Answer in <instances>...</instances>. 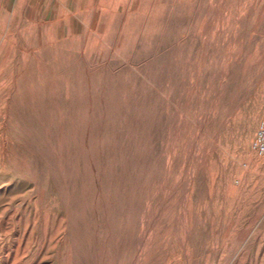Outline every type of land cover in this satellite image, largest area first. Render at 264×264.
I'll list each match as a JSON object with an SVG mask.
<instances>
[{"label":"rangeland","instance_id":"374dc122","mask_svg":"<svg viewBox=\"0 0 264 264\" xmlns=\"http://www.w3.org/2000/svg\"><path fill=\"white\" fill-rule=\"evenodd\" d=\"M12 1L0 264H264V0H94L59 29Z\"/></svg>","mask_w":264,"mask_h":264},{"label":"crops","instance_id":"0c3cea01","mask_svg":"<svg viewBox=\"0 0 264 264\" xmlns=\"http://www.w3.org/2000/svg\"><path fill=\"white\" fill-rule=\"evenodd\" d=\"M11 4L15 17L19 15L22 19L27 16V20L34 25L52 26L55 29L62 28L63 24H72L74 17L76 19L77 16L98 11L93 10L94 0H13Z\"/></svg>","mask_w":264,"mask_h":264},{"label":"built area","instance_id":"2783aa9c","mask_svg":"<svg viewBox=\"0 0 264 264\" xmlns=\"http://www.w3.org/2000/svg\"><path fill=\"white\" fill-rule=\"evenodd\" d=\"M255 149L258 156L264 159V121L261 123L257 133V138L255 141Z\"/></svg>","mask_w":264,"mask_h":264}]
</instances>
